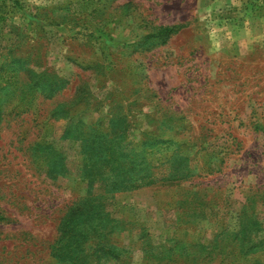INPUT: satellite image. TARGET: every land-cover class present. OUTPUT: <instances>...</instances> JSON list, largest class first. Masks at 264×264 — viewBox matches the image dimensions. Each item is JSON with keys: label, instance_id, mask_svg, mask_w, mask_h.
Segmentation results:
<instances>
[{"label": "rangeland", "instance_id": "obj_1", "mask_svg": "<svg viewBox=\"0 0 264 264\" xmlns=\"http://www.w3.org/2000/svg\"><path fill=\"white\" fill-rule=\"evenodd\" d=\"M256 125L264 0H0V264H264Z\"/></svg>", "mask_w": 264, "mask_h": 264}, {"label": "trees", "instance_id": "obj_2", "mask_svg": "<svg viewBox=\"0 0 264 264\" xmlns=\"http://www.w3.org/2000/svg\"><path fill=\"white\" fill-rule=\"evenodd\" d=\"M174 31V29L172 28V27H162V28H160L159 29V31H158V33H159V36H168L170 33H172ZM163 42L165 41V39L164 40H162ZM257 129H260V128H263V131H264V126H258V125H256L255 126Z\"/></svg>", "mask_w": 264, "mask_h": 264}]
</instances>
